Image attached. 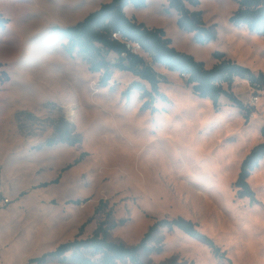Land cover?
I'll list each match as a JSON object with an SVG mask.
<instances>
[{
    "label": "rangeland",
    "instance_id": "obj_1",
    "mask_svg": "<svg viewBox=\"0 0 264 264\" xmlns=\"http://www.w3.org/2000/svg\"><path fill=\"white\" fill-rule=\"evenodd\" d=\"M110 1L0 0L9 19L0 27V174L11 200L0 207V264H26L121 219L110 239L137 244L156 221L179 216L197 223L229 260L178 228H161L151 241L157 250L143 255L146 262L264 264V160L249 178L258 202L241 198L234 186L243 160L264 140V90L251 106L252 82L236 78L234 93L254 110L247 119L226 97L217 111L193 93L186 76L159 64L154 67L167 78L160 84L167 98L155 107L142 109L141 90L127 92L138 79L132 73L113 69L102 86L103 72H91L77 53H67L54 28L74 25ZM200 1L205 21L217 23V37L207 44L180 29L167 0L131 5L126 13L164 28L178 50L207 67L217 62L218 50L264 74V35L230 22L238 2ZM57 123L80 141L48 144Z\"/></svg>",
    "mask_w": 264,
    "mask_h": 264
},
{
    "label": "trees",
    "instance_id": "obj_2",
    "mask_svg": "<svg viewBox=\"0 0 264 264\" xmlns=\"http://www.w3.org/2000/svg\"><path fill=\"white\" fill-rule=\"evenodd\" d=\"M149 0H111L83 20L67 27H55L60 36L66 40L63 43L70 55L77 53L88 64L91 72H103L100 79L102 86H107L112 79L113 69L132 73L137 80L133 81L130 89H139L145 98L142 109L155 107L158 98L166 99L160 84L166 81V76L159 73L154 64H159L169 70L178 71L186 76V85L191 87L194 94L209 99L217 111L221 109V99L228 98L235 106L245 112L250 118L254 110L247 107L233 91L236 78L248 79L252 83L259 82L264 89V79L256 75L251 68L239 64L227 56V53L215 51L213 58L217 61L212 67H207L204 61L197 60L194 55L178 50L173 40L164 28L149 27L129 17L126 8L132 5L136 8L147 7ZM237 10L230 17V22L237 27H246L251 33L264 35V0H236ZM168 8L175 9L178 15L180 29L194 34V40L207 44L217 37V23L208 24L204 19V11L200 9V0H167ZM9 21L0 12V27H5ZM118 33L122 39L114 37ZM128 43L139 44L141 52L148 54L149 62L141 52H135ZM110 54L116 59L110 60ZM147 85L150 87L148 88ZM155 110V108H154ZM55 124L56 134L47 143L58 141L75 143L80 139L72 135L67 125L61 127ZM264 137V126L261 128ZM264 160V140L256 145L243 160L241 170L234 186L238 196L249 197L252 203L258 202L256 192L249 183L254 170ZM69 165L67 168H70ZM58 176L54 182L60 180ZM79 203V200L76 201ZM101 202L96 212L103 210ZM125 219L115 221L109 228L100 223L93 234L87 238L77 236L73 240L61 243L55 250L39 257L31 258L26 264H151L144 260L143 255L157 250L151 246L156 233L161 228L173 231L176 228L186 234L201 240L210 247L213 254L220 260L228 259L223 251L208 235L197 229V223L183 216L156 221L137 244L128 245L122 241L110 239V229L122 225ZM86 225V223L82 226ZM229 260V259H228ZM161 264H187L171 261Z\"/></svg>",
    "mask_w": 264,
    "mask_h": 264
},
{
    "label": "built area",
    "instance_id": "obj_3",
    "mask_svg": "<svg viewBox=\"0 0 264 264\" xmlns=\"http://www.w3.org/2000/svg\"><path fill=\"white\" fill-rule=\"evenodd\" d=\"M114 37L117 39H122V37L119 36L118 33H114ZM128 47L135 52L141 51V46L139 44L128 43ZM263 90L264 89L261 87V84L259 82L252 83V93L249 101V104L251 106H255L259 103ZM10 202V198L2 188V177L0 174V207L8 205Z\"/></svg>",
    "mask_w": 264,
    "mask_h": 264
},
{
    "label": "water",
    "instance_id": "obj_4",
    "mask_svg": "<svg viewBox=\"0 0 264 264\" xmlns=\"http://www.w3.org/2000/svg\"><path fill=\"white\" fill-rule=\"evenodd\" d=\"M260 77H261L262 79H264V74H260Z\"/></svg>",
    "mask_w": 264,
    "mask_h": 264
},
{
    "label": "bare ground",
    "instance_id": "obj_5",
    "mask_svg": "<svg viewBox=\"0 0 264 264\" xmlns=\"http://www.w3.org/2000/svg\"><path fill=\"white\" fill-rule=\"evenodd\" d=\"M73 111H74V110H73ZM73 111H72V110H70V113H71V112H73ZM12 257H13V256H12ZM10 262H11V261H10ZM15 262H16V260H15ZM15 262H13V263H15Z\"/></svg>",
    "mask_w": 264,
    "mask_h": 264
},
{
    "label": "crops",
    "instance_id": "obj_6",
    "mask_svg": "<svg viewBox=\"0 0 264 264\" xmlns=\"http://www.w3.org/2000/svg\"><path fill=\"white\" fill-rule=\"evenodd\" d=\"M129 6H131V5H129ZM129 6L127 7V8H129ZM127 8H126V10H127ZM130 17V16H129ZM246 30H248V29H246ZM2 177V176H1ZM1 211V210H0Z\"/></svg>",
    "mask_w": 264,
    "mask_h": 264
}]
</instances>
